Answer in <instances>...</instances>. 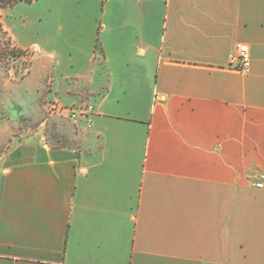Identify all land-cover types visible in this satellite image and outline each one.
<instances>
[{
	"label": "crops",
	"instance_id": "crops-1",
	"mask_svg": "<svg viewBox=\"0 0 264 264\" xmlns=\"http://www.w3.org/2000/svg\"><path fill=\"white\" fill-rule=\"evenodd\" d=\"M97 3L58 54L90 127L0 149V264H264V0Z\"/></svg>",
	"mask_w": 264,
	"mask_h": 264
},
{
	"label": "rangeland",
	"instance_id": "rangeland-1",
	"mask_svg": "<svg viewBox=\"0 0 264 264\" xmlns=\"http://www.w3.org/2000/svg\"><path fill=\"white\" fill-rule=\"evenodd\" d=\"M104 9L96 0H16L0 7V149L29 136L52 145L76 143L78 128L65 109L92 103L101 87L65 69L58 54L65 31L84 30L73 21L97 19Z\"/></svg>",
	"mask_w": 264,
	"mask_h": 264
},
{
	"label": "built area",
	"instance_id": "built-area-1",
	"mask_svg": "<svg viewBox=\"0 0 264 264\" xmlns=\"http://www.w3.org/2000/svg\"><path fill=\"white\" fill-rule=\"evenodd\" d=\"M235 68L248 72L250 68V56L248 48L245 45H240L237 47L236 52V64ZM93 103L88 102L83 105H79L73 109H65L67 111V116L74 120V122H82L85 128L91 125V116L93 113ZM257 187H261V183L256 184Z\"/></svg>",
	"mask_w": 264,
	"mask_h": 264
},
{
	"label": "trees",
	"instance_id": "trees-1",
	"mask_svg": "<svg viewBox=\"0 0 264 264\" xmlns=\"http://www.w3.org/2000/svg\"><path fill=\"white\" fill-rule=\"evenodd\" d=\"M16 0H0V7H7L11 6L15 3ZM0 29H1V23H0Z\"/></svg>",
	"mask_w": 264,
	"mask_h": 264
}]
</instances>
